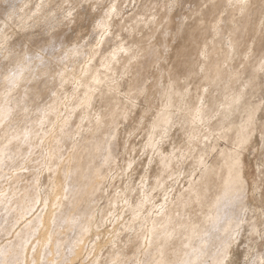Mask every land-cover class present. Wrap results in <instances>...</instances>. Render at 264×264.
<instances>
[{
	"label": "rangeland",
	"instance_id": "374dc122",
	"mask_svg": "<svg viewBox=\"0 0 264 264\" xmlns=\"http://www.w3.org/2000/svg\"><path fill=\"white\" fill-rule=\"evenodd\" d=\"M0 148L17 264H144L155 234L205 221L232 155L257 230L229 259L264 264V0H0Z\"/></svg>",
	"mask_w": 264,
	"mask_h": 264
},
{
	"label": "bare ground",
	"instance_id": "6f19581e",
	"mask_svg": "<svg viewBox=\"0 0 264 264\" xmlns=\"http://www.w3.org/2000/svg\"><path fill=\"white\" fill-rule=\"evenodd\" d=\"M9 83L12 82L10 81ZM16 108H19L21 110L18 104L16 105ZM9 114L10 111H6L4 113V116H8ZM173 120L174 119L172 117V114L170 113L164 114L161 118V121L163 122L162 125L165 126V128H169L170 126H172ZM246 126L247 124L243 125L242 129L245 130ZM244 133L245 132L243 131V142L246 141L249 137H247V133ZM110 149L111 145L108 144L106 148L103 149L104 151L102 152V154H105L103 155V157H108L111 154ZM229 159V163L227 162V183L222 187L218 196H216L211 201L208 200L209 202H205V204H208L205 221L199 226H192L187 222L179 220L178 222H175L174 230H169V227L164 229V235L162 237H158L156 234L155 236L153 235V244H156L159 248L156 250V253L153 256H151L152 253L147 254V258L144 264H224L226 262H229V264H236L233 258H231L232 260L229 259V255L230 253H232L231 250L236 252L235 247L238 248V244L235 243L238 242L240 236H242L241 239L253 238L256 234L257 229L255 228L252 221V219H254L253 216L255 214V211L254 209H250L251 207L247 206V202L245 201L246 188L241 175H239L238 173L241 167V162L236 155H232V157H229L228 160ZM12 160L13 154L10 153L6 148H0V163H4L6 161L11 162ZM156 161L163 166H165L168 162V160L165 159H161L160 161L159 159H156ZM93 172L94 170H92V172H89L88 170L85 173H81L79 168L73 171L74 180L72 182V185L70 186V191L75 192V197L76 189H79L77 185V178H85L86 180H91L93 178H91ZM85 188L86 187H84V189ZM87 191L88 196L91 195L92 197L91 193L95 194L94 191H90L89 193L88 188ZM82 192L86 193L85 190H82ZM89 213L90 207L89 209L87 208L85 210L84 215H87ZM81 216H83V213L81 214ZM65 220L67 221L68 226L79 227L78 223H81L82 219H79L78 222L76 218L67 216ZM167 221H170V219H167ZM241 231H243L242 234ZM85 233V228L79 227V232L76 235L70 237L71 239L68 241V250L74 253V255L78 253V250H81V246H83L82 239H84L83 237ZM180 236L183 237V239H185L186 241L184 242V244L182 241L183 245L180 244V246L182 245V247L177 248L176 252H174V258L171 260L166 259V257L163 258L162 255L166 254L165 251H167L170 240H174L175 237ZM46 241L47 240H45L43 243H45ZM84 241L85 240H83V242ZM7 250L8 249L6 247L0 250V264H17V254H14L11 257L7 258ZM238 252L239 251L237 250L235 256H233L236 257L237 255H239ZM255 264L258 263L255 262Z\"/></svg>",
	"mask_w": 264,
	"mask_h": 264
}]
</instances>
